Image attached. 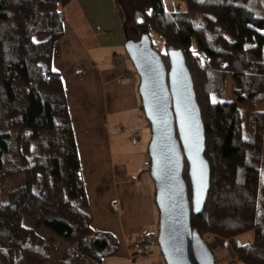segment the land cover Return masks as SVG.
<instances>
[{
  "label": "trees",
  "instance_id": "trees-1",
  "mask_svg": "<svg viewBox=\"0 0 264 264\" xmlns=\"http://www.w3.org/2000/svg\"><path fill=\"white\" fill-rule=\"evenodd\" d=\"M71 1L0 0V264H104L119 250L92 228L64 80L51 68ZM185 2V11L168 12L165 0H114L126 40L157 36L165 52L152 48L167 72L180 51L192 76L211 170L194 215L184 161L192 234L210 247L211 238L257 232L256 247L236 255L264 264V0ZM229 78L236 99L222 101ZM147 239L132 247L146 249Z\"/></svg>",
  "mask_w": 264,
  "mask_h": 264
},
{
  "label": "crops",
  "instance_id": "crops-1",
  "mask_svg": "<svg viewBox=\"0 0 264 264\" xmlns=\"http://www.w3.org/2000/svg\"><path fill=\"white\" fill-rule=\"evenodd\" d=\"M62 12L64 36L56 45L51 68L64 80L92 228L116 238L119 250L112 256L116 264H135L132 245L144 235L146 247L157 245L159 233L156 186L147 177L151 133L140 81L122 59L126 37L114 0H72ZM133 133H139V139ZM211 242L212 252L237 249L236 241ZM225 256L216 257V264L226 262Z\"/></svg>",
  "mask_w": 264,
  "mask_h": 264
},
{
  "label": "water",
  "instance_id": "water-1",
  "mask_svg": "<svg viewBox=\"0 0 264 264\" xmlns=\"http://www.w3.org/2000/svg\"><path fill=\"white\" fill-rule=\"evenodd\" d=\"M125 48L140 78L139 95L151 127L150 176L156 186L158 244L163 259L166 264H216L210 247L192 234L183 180L186 160L193 213L200 215L210 190L211 170L204 157L202 116L184 54L170 53L168 73L149 37H143L139 44L127 39Z\"/></svg>",
  "mask_w": 264,
  "mask_h": 264
},
{
  "label": "rangeland",
  "instance_id": "rangeland-1",
  "mask_svg": "<svg viewBox=\"0 0 264 264\" xmlns=\"http://www.w3.org/2000/svg\"><path fill=\"white\" fill-rule=\"evenodd\" d=\"M165 5H166V10L168 12L174 11L175 9H177L179 11H185L187 9V5H186L185 0H165ZM152 42H153V44L157 50L161 51L162 53L165 52L164 44L157 36L152 35ZM122 59L130 65L133 72L135 73V76L140 81L138 73L136 72V70L133 66V63L131 62L130 58L128 57V55L126 53V48H124V50H123ZM225 86H226V90L221 95L218 96L219 99L222 101H233V100H235L236 95L233 93L235 90V86H234L233 81L230 80V78L228 80L226 79ZM244 109H245V111L247 110V108H244ZM257 109L258 110H264V104L258 105ZM150 133H151V129H150ZM139 137H140V135H139ZM151 139H152V134H151ZM150 142H151V140H150ZM149 145H150V143H149ZM148 148H149V146H148ZM147 177L152 181L150 173L147 174ZM256 237H257V232H251V233L244 234V235L240 236L236 240H230V242L233 243L236 241L237 247L244 246V249L251 246V245L253 247H256V241H257ZM212 239H214V238L210 239V244L214 243V242H211ZM235 249H236V246H233L232 249H229L230 250V252H229V251H226V248H215V250L213 252L216 255V257L218 258V260H220L221 258H223L226 255L225 256L226 262L219 261L217 264H247L241 258H237V255L235 254ZM137 251L138 250L135 249V250H132V252H131L132 253L131 255H133L132 258H133L135 264H139V261H144V262H146L145 264H166L164 259H163V256H162V253H161V250L159 248L158 243H157V245L148 246L147 247V254L145 256H138ZM230 253L231 254L234 253L236 257L232 258L231 256H229ZM160 256L162 258H160ZM118 260H120V259H118ZM120 263L126 264L124 262H120ZM105 264H116V262H115V259H113V257H108L105 260ZM127 264H129V263H127Z\"/></svg>",
  "mask_w": 264,
  "mask_h": 264
},
{
  "label": "built area",
  "instance_id": "built-area-1",
  "mask_svg": "<svg viewBox=\"0 0 264 264\" xmlns=\"http://www.w3.org/2000/svg\"><path fill=\"white\" fill-rule=\"evenodd\" d=\"M132 137H133L134 139H139V134H138V133H133V134H132ZM146 254H147V251H146V249L143 248V247L139 248L138 251H137V255H138V256H145Z\"/></svg>",
  "mask_w": 264,
  "mask_h": 264
}]
</instances>
